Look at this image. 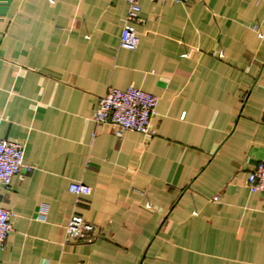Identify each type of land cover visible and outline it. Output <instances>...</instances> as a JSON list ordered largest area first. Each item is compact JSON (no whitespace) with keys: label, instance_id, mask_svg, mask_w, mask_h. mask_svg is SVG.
Returning a JSON list of instances; mask_svg holds the SVG:
<instances>
[{"label":"crops","instance_id":"crops-1","mask_svg":"<svg viewBox=\"0 0 264 264\" xmlns=\"http://www.w3.org/2000/svg\"><path fill=\"white\" fill-rule=\"evenodd\" d=\"M139 5L127 51V0H12L0 140L24 167L0 188V264H264V195L246 187L264 162V0ZM109 87L157 98L152 136L95 125ZM72 217L97 232L68 240Z\"/></svg>","mask_w":264,"mask_h":264},{"label":"built area","instance_id":"built-area-1","mask_svg":"<svg viewBox=\"0 0 264 264\" xmlns=\"http://www.w3.org/2000/svg\"><path fill=\"white\" fill-rule=\"evenodd\" d=\"M140 1L127 0V15L122 26L119 47L127 51H135L138 46V36L133 27L140 12ZM164 1V0H147ZM175 3L186 4L188 0H171ZM157 98L141 89L128 87L117 89L109 87L104 95L99 97L92 121L95 125H109L114 135L121 136L131 131L145 136H152L151 120L155 116ZM264 120V113H263ZM24 147L20 144L0 140V188H8L15 175H18L24 165ZM246 187L250 193L264 195V162L259 163L255 170L248 175ZM68 192L76 198L91 193L90 187L72 182ZM12 213L0 206V251L4 250L6 238L12 230ZM65 237L68 240L87 241L97 230L89 223L77 217H72L65 228Z\"/></svg>","mask_w":264,"mask_h":264},{"label":"water","instance_id":"water-1","mask_svg":"<svg viewBox=\"0 0 264 264\" xmlns=\"http://www.w3.org/2000/svg\"><path fill=\"white\" fill-rule=\"evenodd\" d=\"M11 2H12V0H7L5 5H4V7H3V9H2V11H1V13H0V28H1V25H2V23L4 21V18L6 16L8 8L10 7Z\"/></svg>","mask_w":264,"mask_h":264}]
</instances>
